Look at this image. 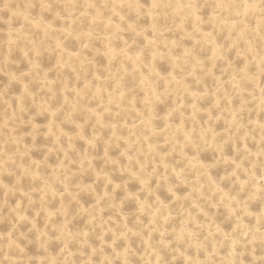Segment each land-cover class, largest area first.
I'll return each mask as SVG.
<instances>
[{
  "label": "bare ground",
  "instance_id": "obj_1",
  "mask_svg": "<svg viewBox=\"0 0 264 264\" xmlns=\"http://www.w3.org/2000/svg\"><path fill=\"white\" fill-rule=\"evenodd\" d=\"M260 4L0 0V264L264 248Z\"/></svg>",
  "mask_w": 264,
  "mask_h": 264
},
{
  "label": "clouds",
  "instance_id": "obj_2",
  "mask_svg": "<svg viewBox=\"0 0 264 264\" xmlns=\"http://www.w3.org/2000/svg\"><path fill=\"white\" fill-rule=\"evenodd\" d=\"M260 9L264 11V0H261ZM245 239L243 241L244 251L238 252V256H247L248 255V244L255 241L256 237L252 238V241L247 239V233L244 234ZM235 239V238H234ZM261 240L264 241V237H261ZM135 264V262H133ZM235 264H264V248H262L259 252L256 251L255 248L252 249V257L248 260H237Z\"/></svg>",
  "mask_w": 264,
  "mask_h": 264
}]
</instances>
